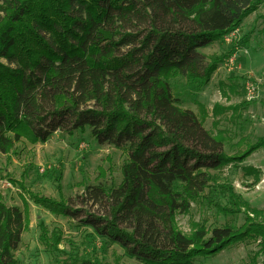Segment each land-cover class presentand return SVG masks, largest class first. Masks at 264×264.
Here are the masks:
<instances>
[{
	"label": "trees",
	"instance_id": "1",
	"mask_svg": "<svg viewBox=\"0 0 264 264\" xmlns=\"http://www.w3.org/2000/svg\"><path fill=\"white\" fill-rule=\"evenodd\" d=\"M0 152L17 144H46L59 129L73 126L99 143L128 151L118 187L95 188L90 199L106 197L104 215L74 208L60 198L29 191L24 211L8 207L0 196V264H19L15 252L30 225L29 202L54 216L79 219L96 236L123 249L139 264H195L238 244L256 243L252 262L264 258V209L253 208L232 186L215 185L213 171L238 166L264 151L239 141L225 150L229 137L221 117H240L246 102L215 104L210 113L182 108L170 82L181 76L206 87L219 65L232 55L200 52L238 29L260 2L247 0H0ZM260 34L264 37V23ZM5 61L6 63H4ZM227 100L234 83H219ZM228 90V91H227ZM212 117L211 132L205 128ZM245 146L244 150H241ZM261 181V171L244 168ZM106 172L100 168V177ZM26 176L23 175V178ZM22 178V180H23ZM61 182V177L57 179ZM227 199L224 205L221 199ZM203 202L224 217L244 215L241 227L210 229L193 223L190 234L178 216ZM40 241L59 253L60 231L40 222ZM59 264H103L72 258ZM115 264H121L116 258Z\"/></svg>",
	"mask_w": 264,
	"mask_h": 264
},
{
	"label": "rangeland",
	"instance_id": "2",
	"mask_svg": "<svg viewBox=\"0 0 264 264\" xmlns=\"http://www.w3.org/2000/svg\"><path fill=\"white\" fill-rule=\"evenodd\" d=\"M247 2H260L257 19L249 21L247 29L240 27L212 46L200 50L210 59L211 56L232 55L228 61L219 65L209 85L203 88L190 85L184 76L170 82L173 95L180 101L182 108L196 114L200 111V104L211 113L217 103L229 106L246 102L240 110V117L231 118V113L221 117L219 129L229 137L225 147L228 154L238 151L235 146L241 139L253 144L264 137V37L260 34L264 23H260L264 18V0ZM220 82L236 85L237 89L230 100L222 96ZM249 84L255 89L253 99L248 98ZM213 121L210 117L205 124V128L211 132H215ZM244 149L245 146L241 148ZM127 156L128 151L124 145L99 144L91 136L90 129L85 132L73 126L59 129L46 144L21 142L8 155L0 152V196L8 207L24 211V193L12 181H23L29 191L57 200L60 198V186L65 198L74 208L104 215L109 208L108 199L101 197L100 200H92L90 194L95 188L118 187L121 184V168ZM251 166L261 171L258 185H254V177L244 170ZM100 168L106 172L105 178L100 177ZM23 175L26 177L23 178ZM212 175V186H232L253 208L264 209L263 150L254 153L238 166L213 171ZM59 177L61 182H57ZM221 202L228 205L227 199L222 198ZM29 208L30 225L23 233L22 243L14 254L19 264H59L72 258L96 259L103 264H115L116 258H120L121 264H139L119 246L96 236L92 228L85 226V213L73 220L54 216L33 202H29ZM41 221L51 232H61V252L47 251L40 241ZM194 222H205L212 230L227 225L241 227L245 223V217H224L199 201L192 204L189 214L178 216L179 227L185 234H190ZM258 250L256 243L238 244L216 257L199 258L195 264H254L252 260ZM257 264H264V258L257 259Z\"/></svg>",
	"mask_w": 264,
	"mask_h": 264
},
{
	"label": "crops",
	"instance_id": "3",
	"mask_svg": "<svg viewBox=\"0 0 264 264\" xmlns=\"http://www.w3.org/2000/svg\"><path fill=\"white\" fill-rule=\"evenodd\" d=\"M257 15L258 13H254L253 15L249 16L248 18H246L242 25L240 27H246V29L248 28L249 26V21H253L254 19L256 20L257 19ZM255 17V18H254ZM262 22H264V18L262 20H260V23L262 24ZM240 27L238 29H240Z\"/></svg>",
	"mask_w": 264,
	"mask_h": 264
},
{
	"label": "built area",
	"instance_id": "4",
	"mask_svg": "<svg viewBox=\"0 0 264 264\" xmlns=\"http://www.w3.org/2000/svg\"><path fill=\"white\" fill-rule=\"evenodd\" d=\"M247 91H248V98L249 99H253L254 97H253V94H254V91H255V89H254V86L253 85H247Z\"/></svg>",
	"mask_w": 264,
	"mask_h": 264
}]
</instances>
